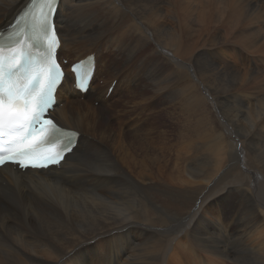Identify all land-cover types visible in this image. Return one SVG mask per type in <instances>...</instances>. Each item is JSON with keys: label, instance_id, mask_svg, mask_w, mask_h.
Segmentation results:
<instances>
[{"label": "bare ground", "instance_id": "bare-ground-1", "mask_svg": "<svg viewBox=\"0 0 264 264\" xmlns=\"http://www.w3.org/2000/svg\"><path fill=\"white\" fill-rule=\"evenodd\" d=\"M29 2L0 0L1 29L7 30ZM179 3V0H61L56 15L62 42L58 56L67 50L81 60L90 49L106 50L96 58L95 78L85 98L99 100L103 90L107 94L112 78L120 81L125 94L112 106V112L105 110L104 98L101 100L103 108H96L91 102L77 100L83 95L73 89V76L66 75L58 90L59 101L52 116L64 128L79 132L81 138L60 169L22 172L12 165L0 168V264H167L169 251L172 257L181 259L177 250L193 243L190 240L193 238V192L187 193L183 205L179 206L182 191L178 186L175 188L179 191L172 185L168 187L165 176L132 167L127 170L122 164L123 154L118 153L115 146L131 144L136 147L155 140L153 143L163 151L160 144H165L164 133L157 129L163 107L167 105L165 99L172 93V74L167 73L172 68L179 70L189 85L193 83L194 70L205 85L209 99H213L210 101L213 107H219L217 97L236 93L239 115H247L250 120H253L250 113L264 115L262 102L253 105V101H261L264 95V0H210L208 8L203 7L201 18L193 24V36H180L176 44L169 47L163 45L162 40L180 26ZM215 9L218 10L216 14L210 16ZM171 19L179 23L173 24ZM209 45L213 48L211 54L217 56L212 63L199 54ZM201 62L204 63L202 69L198 64ZM100 66L107 75V85L104 82L107 87L99 94L94 83ZM248 82H252L253 87H249ZM231 83L235 88H229ZM243 90L246 96L240 95ZM236 122H242L238 116ZM124 124L132 130L124 129ZM259 124L264 131L263 118H258L254 128H260ZM85 131L93 134L94 139ZM140 153L149 154L148 149H141ZM163 157L158 160L166 163ZM224 158L221 151L215 166L217 176L226 163ZM247 169L250 168L243 166L241 174L251 181L263 177L260 172ZM196 170L188 168L186 173L194 177L192 173L198 172ZM197 179L207 182L205 189L210 190L214 182H218L203 173ZM169 180L178 181L177 178ZM247 186L242 189L247 192L244 196H255L256 186ZM213 192L211 206L223 197L216 195L218 191ZM237 200H231L227 207L230 211L221 210L225 221L236 222L237 214L233 210ZM203 210L206 215L210 214L205 206ZM161 211L167 212L173 222L159 226ZM259 212L264 221V207ZM183 218L186 225L180 228ZM182 229L186 232L187 243L179 240ZM239 230L238 236L246 235L240 227ZM207 242L212 245L208 246ZM207 242H201L203 249L212 255H231L222 245L215 253L210 251L217 247H214L216 241ZM259 254L264 260V252Z\"/></svg>", "mask_w": 264, "mask_h": 264}, {"label": "rangeland", "instance_id": "rangeland-1", "mask_svg": "<svg viewBox=\"0 0 264 264\" xmlns=\"http://www.w3.org/2000/svg\"><path fill=\"white\" fill-rule=\"evenodd\" d=\"M209 1L210 0H179L180 3L177 9L178 11L177 15L179 14L178 17L180 18V26L176 28L177 29L176 31H172L171 35L168 38L162 40L163 45H168L169 47H172L176 44L180 36L186 35L187 37H192L193 36V24L197 22L198 19L201 18L202 13H203V7L205 6L206 9L208 8ZM217 11L218 10L215 9V12L210 14V16L215 15ZM148 20L150 22L153 21L150 18H148ZM171 23L178 24L179 21L171 19ZM2 27L3 26H0V29ZM190 34L192 35L190 36ZM212 49H213L212 45H209L208 48L205 47V49H203V51L201 50L199 53L202 56V58L207 60L209 63H212L217 59L216 55L214 56L211 54ZM104 52H106V50L104 49L103 50L90 49V51L85 52L83 56L86 57L87 55L94 53L96 54L98 58L100 57V54H103ZM59 57L62 59V61L66 62L67 65H70L73 62H76L77 59L79 60V58H81V57L75 56L74 54H72L71 52L67 50L63 51L61 53V56ZM151 59L158 60L159 57H151ZM198 64H199V67L202 69V66L204 65V63L201 62ZM101 69L102 68L100 66L99 68L100 72L98 70L99 75L97 76V79L94 83V88L99 89L98 91L99 94L102 89L107 87L106 86L107 85V82H106L107 75L104 74V71H102ZM167 73L170 75L172 74V84H171L172 93L168 95L169 97L167 96L168 98L165 99V102H167V105L163 107L164 112H162V115L160 117V125H159L160 128L157 129V131L160 130L159 132L164 133L162 137H163L165 144L164 145L160 144V147H162L163 151L160 150L158 144L153 143L155 140L153 142L151 141H148L146 143L142 142L140 145L136 147H133L131 144H123V145L116 144L115 146L118 153L123 154L122 164L126 167L127 170H129V168L132 167V168H137L139 170H145L150 173H155L156 175L165 176L166 178H164L165 179L164 181L166 182L168 187H171L172 185V187L175 190L179 191L180 189L182 191V198L180 200L179 206L183 205L184 196L187 193L193 192V209H192L193 238L190 239V240H193V243L191 245L187 244V246L184 245L185 248L184 247L182 248L181 246L180 250L179 249L177 250L181 254L180 256L181 259L177 257H176L177 259L175 257H172L173 253H171L170 255V251H169L168 256H167L168 260L166 259V263L175 264V262L177 261L176 262L177 264L178 263L179 264H182V263L183 264H198V263L200 264H217V263L218 264H243V263L247 264V262L248 264H252V263L255 264V262L257 261L256 262L257 264L258 263L263 264L262 262H264V260L260 256V254L258 255V253L264 252V221L260 217V212H259L261 208L264 207V178H263L264 177V131L260 124H259L260 128L255 129L254 127L257 124L258 118L260 117L264 119V115H259V114L253 115L252 113H250L253 117V120L248 119L247 115H243V114L239 115L236 109L237 101H238V95L236 93L230 96L217 97L218 98L217 103L220 108L217 106L213 107L211 104V102H213V99H209L205 85L195 75L194 70H193V77H192L193 83L190 85L189 83L185 81V77L180 75L179 70L175 71V69L172 68ZM104 82H106V85ZM111 83L112 84L110 85V87L113 85V83H116L115 89L112 92H110V88H109L107 94H105L103 90L102 96L99 100L96 99L95 101H93V99H91V101H88L90 97L85 98L84 96L81 98L78 96L77 100L81 101V103H85V101H88L92 103L93 107L101 108L103 106L101 105V100L104 98L106 99V101H104L106 104L104 107L105 110L112 112L113 111L112 106L117 105V103L121 101V99L123 98V95L125 94V90L123 87H121V83L118 79L113 80L112 78ZM248 84H249V87L250 86L253 87L252 82H248L247 85ZM263 86H264V83H263ZM229 88H235L233 83L229 84ZM259 91H262V90H259ZM92 95H93V92H91V96ZM240 95L246 96L245 90L241 91ZM260 102L264 104V95L261 98V101H253L254 103L253 105L260 103ZM64 103L66 104V102ZM64 103L63 105H65ZM247 112L249 113V111ZM256 112L258 113L257 110ZM148 116L149 114L146 116V118ZM237 116L239 117V119H241L242 121L241 123L236 122ZM124 125L126 126V127H123L124 129L129 130V131L132 130V129H129L128 124H124ZM230 128L233 129V132L230 131ZM85 130H89V129L85 128ZM87 133H84V134H87V135L90 134L89 132ZM90 135H91V138L89 137ZM90 135L88 137L93 140L94 139L92 138L93 134H90ZM244 136H249L250 138L245 139ZM253 136L255 137L252 138L253 139L252 140L251 137ZM141 149H148L149 154L141 155L140 153ZM221 151L224 157L226 158V160L224 158V163L225 161L226 163L221 169L218 170L219 174L217 176V173L215 172V166L218 162V156ZM161 157L166 159V163L158 160ZM243 166L250 168L252 171L260 172L263 177H261L259 181L258 180L251 181L248 177L241 174L242 173L241 168H243ZM188 168H193V170H196V169L198 170V172L193 171L192 174L194 177L188 176V174L186 173V169ZM250 169H247V170H250ZM201 173H203L205 177L213 178L214 181L218 180V182L216 183L214 182L215 185L213 184L214 187L212 185V188H211V190L213 189L212 192L218 191V194L216 195H223V197H221L218 204L212 203L214 205L212 206L211 204L209 205L215 193L213 192L214 193L213 194L212 192H210L211 191L210 189H205L208 184L207 182L203 181V179H197L198 175ZM222 175L224 177H222ZM225 177H227L226 180H225ZM171 178H177L178 181L175 180V182L174 181L171 182V180H169ZM58 179H61V176H59ZM166 180L167 181L169 180L168 181L169 183H167ZM191 181H193V183ZM247 184L248 185L253 184L256 186L255 196H252V197L244 196L246 195L247 192L243 191L242 189L248 187ZM177 186L179 189L175 188ZM222 190L225 192H223ZM224 198H226L227 200ZM236 199L238 200L236 201L237 203L235 202V205L238 208L235 207V209L233 210L237 214L236 222H234L233 220L225 221L224 217L222 216L221 210L224 209V210L230 211V208L228 209L227 207L229 206V204H231L230 203L231 200L233 201ZM221 200H223L224 202ZM221 202L223 203V205H221L222 204ZM239 203H243L244 206L243 204H240L239 206ZM204 206L206 210H210L209 215L205 214L203 210ZM257 207L259 210L257 209ZM239 208L242 210H240ZM246 210L247 211L249 210V211L246 213ZM160 215H161L160 218L162 221L158 222L159 226L164 227L168 223L173 222V220H171L167 212L161 211ZM243 215L245 218L244 219L245 222L244 220H242ZM251 216L252 217L254 216V218H252ZM212 217H214V219H212ZM219 217H221V221ZM258 219L261 221H259ZM185 221L186 219L184 220L183 218V220L179 222L180 228H181V225L182 227L186 225ZM211 221L212 223H210ZM218 221H220V223ZM240 221L241 223H238ZM249 221H253V222L250 223ZM253 224H255L254 226L256 228H253L254 227ZM245 226L248 227V229H245L246 228ZM239 227L243 230V231L241 230L242 232L244 231L246 232L245 233L246 235L238 236L239 235L238 232H240ZM258 227H260L261 229H258ZM224 228H226V230ZM254 229L259 230V232L255 231L254 233ZM185 235H186V232L184 231V229H182L179 240H182V241L184 240L183 243L185 242L187 243L188 241ZM181 237H183L184 239H182ZM240 237L242 238V240L241 239L239 240ZM212 239L216 241L214 242V247L215 246L217 247L211 250L209 249L210 251L216 252L218 248L225 246V248H227V251L231 253L230 255L231 257L223 256L221 254H220L221 256H217L214 254L212 255L210 252L203 249V245L201 242L205 241L206 243L207 241H212ZM175 243H177V241ZM206 244L209 246V245H212V242H207ZM248 244L250 245L252 244V246H249ZM246 245H248L249 247ZM250 247H253V249L255 250L257 249V251L258 250L259 251L257 252L251 249ZM236 248L238 251L236 250ZM173 251H176V249L171 250V252ZM252 251L255 252L257 255L255 253L253 255H250L253 253ZM195 252L196 254H193ZM248 252L249 253L252 252V253L249 254ZM243 255L244 256L246 255L247 257L246 256L244 257ZM211 256H214V257H211ZM255 256L256 257L258 256V257L255 258ZM181 260H183L182 263H180ZM196 260H198L199 262H197ZM222 260H224V262ZM246 260H249V261H246Z\"/></svg>", "mask_w": 264, "mask_h": 264}, {"label": "snow or ice", "instance_id": "snow-or-ice-1", "mask_svg": "<svg viewBox=\"0 0 264 264\" xmlns=\"http://www.w3.org/2000/svg\"><path fill=\"white\" fill-rule=\"evenodd\" d=\"M30 3L44 7L39 9L38 15L22 12L7 30L0 31V165L46 168L63 159L60 152L70 153L79 137L47 118V113L55 106L53 89L59 86L58 81L62 85L64 77L60 64L52 59L57 38L49 36L54 23L49 17L53 6L58 8L59 0H30ZM26 17L32 18L31 25ZM25 27L32 33L27 37L32 43H24ZM5 37L9 41L7 45ZM5 48L11 55H4ZM33 48L45 51L37 57ZM72 71L74 86L86 92L91 77L82 80L76 74L77 65L72 66ZM5 135L9 137L7 140ZM57 145H60L59 151L53 152ZM35 159H43L44 163H24Z\"/></svg>", "mask_w": 264, "mask_h": 264}]
</instances>
